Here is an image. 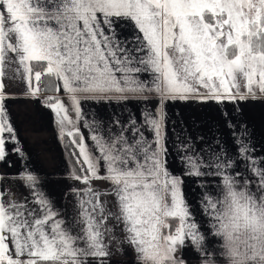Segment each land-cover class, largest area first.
I'll return each instance as SVG.
<instances>
[{"label":"snow or ice","instance_id":"6c2138e0","mask_svg":"<svg viewBox=\"0 0 264 264\" xmlns=\"http://www.w3.org/2000/svg\"><path fill=\"white\" fill-rule=\"evenodd\" d=\"M15 79L27 98L54 93L44 105L84 187L73 188L69 220L31 172L19 175L28 196L0 185V264H110L105 237L121 225L134 264H188L189 245L200 264H264V159L243 136L231 154L219 141L206 152L188 137L176 145V175L166 111L177 101L264 98V0H0V162L6 145L19 143L5 83ZM132 103L138 109L123 119ZM87 104L116 110L105 118ZM184 175L215 178L199 200L206 232Z\"/></svg>","mask_w":264,"mask_h":264},{"label":"crops","instance_id":"0c3cea01","mask_svg":"<svg viewBox=\"0 0 264 264\" xmlns=\"http://www.w3.org/2000/svg\"><path fill=\"white\" fill-rule=\"evenodd\" d=\"M9 75L14 74L15 64H10ZM7 91L15 97L7 101L11 121L16 129L18 144L8 143L9 155L4 162H0V174L8 177L0 181V185L11 189L17 198L30 195V190L19 179L24 172H31L38 177V188L50 199L54 208L65 218L72 219L76 215L77 197L73 188L80 189L84 185L72 178L74 164L70 165L68 153L65 151V139L59 138L58 128L55 124L54 113L44 105V101L52 92L42 91L38 99L25 96V83L20 79L5 80ZM89 109L99 112L100 116L107 117L109 111H115V106L110 110L107 105L99 106L87 104ZM139 105L132 103L127 112H133ZM166 111L169 117L167 130L168 167L176 175H180L183 167L178 158L176 145L186 138L191 137L196 147H204L205 151L216 149V142L221 147L226 146L229 153L236 151L234 140L243 136L251 146H254L255 156L264 159V98L248 99L247 101L224 102H180L168 103ZM139 112H137V117ZM235 134V135H234ZM88 133L85 132V136ZM179 137V139H177ZM203 137L201 141L199 138ZM19 147L23 153L11 151ZM242 167V165H241ZM183 191L197 223L203 231H207L206 217L202 214L199 200L205 191L204 185L212 181L213 177L183 176ZM95 187L107 189L108 184L103 181H94ZM108 207L113 211L111 197H104ZM115 221L109 220L108 226L112 227ZM121 226L115 232L105 237L110 243L112 255L110 264H134L135 254L127 244H121L123 233ZM115 237V239L113 238ZM211 245V241H209ZM122 249V250H121ZM183 257L188 264H200L201 256L189 245L183 251Z\"/></svg>","mask_w":264,"mask_h":264},{"label":"trees","instance_id":"16d2710c","mask_svg":"<svg viewBox=\"0 0 264 264\" xmlns=\"http://www.w3.org/2000/svg\"><path fill=\"white\" fill-rule=\"evenodd\" d=\"M49 92V91H48ZM68 146H70L69 145V143H68V138L67 137H65V151H66V153H68V158H69V161H70V159H71V155H70V152H69V147ZM70 148H71V146H70ZM74 164V161H73V159L70 161V165H73Z\"/></svg>","mask_w":264,"mask_h":264},{"label":"rangeland","instance_id":"374dc122","mask_svg":"<svg viewBox=\"0 0 264 264\" xmlns=\"http://www.w3.org/2000/svg\"><path fill=\"white\" fill-rule=\"evenodd\" d=\"M64 141H65V140H64ZM69 145H70V144H69ZM68 147H69V152L71 153V150H72V149L70 148V146H68Z\"/></svg>","mask_w":264,"mask_h":264}]
</instances>
